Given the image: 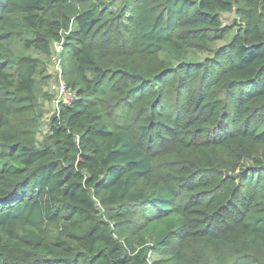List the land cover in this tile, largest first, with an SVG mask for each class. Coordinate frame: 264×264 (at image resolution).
I'll return each instance as SVG.
<instances>
[{
	"label": "trees",
	"instance_id": "obj_1",
	"mask_svg": "<svg viewBox=\"0 0 264 264\" xmlns=\"http://www.w3.org/2000/svg\"><path fill=\"white\" fill-rule=\"evenodd\" d=\"M0 264H264V0H0Z\"/></svg>",
	"mask_w": 264,
	"mask_h": 264
},
{
	"label": "built area",
	"instance_id": "obj_2",
	"mask_svg": "<svg viewBox=\"0 0 264 264\" xmlns=\"http://www.w3.org/2000/svg\"><path fill=\"white\" fill-rule=\"evenodd\" d=\"M62 53L63 42H56L53 47V53L50 56V63L55 75V79L50 85V91L54 95L53 102L56 106V111L62 105H71L78 96L77 91L69 88L64 79Z\"/></svg>",
	"mask_w": 264,
	"mask_h": 264
},
{
	"label": "rangeland",
	"instance_id": "obj_3",
	"mask_svg": "<svg viewBox=\"0 0 264 264\" xmlns=\"http://www.w3.org/2000/svg\"><path fill=\"white\" fill-rule=\"evenodd\" d=\"M233 17H234V15H232V14L226 15L225 16V22H228ZM228 40H229V38H227L226 41L218 43L217 46H221V45L227 43ZM13 50H14V52L16 54H21V53H26L27 52L21 42H16L13 45ZM41 56L43 57V58L42 57L41 58L45 61V64L47 66V73L51 76V79H50L48 85L45 86V88H47L50 91L51 90V86L50 85L55 79L54 71H53L52 65L50 63V58L46 57L44 55H41ZM202 58H204L203 54H197V53H194V51H190L189 59H191V60H199V59H202ZM45 110H46V115L44 117V121L46 122V121H48V117L56 112V106H55L54 102L52 101V102L46 103V109ZM45 129H46V127L44 126L43 130H45Z\"/></svg>",
	"mask_w": 264,
	"mask_h": 264
}]
</instances>
